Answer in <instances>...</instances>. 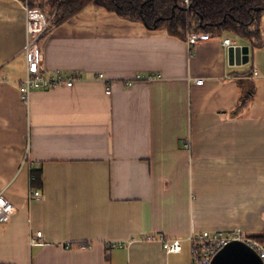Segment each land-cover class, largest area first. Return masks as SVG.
Masks as SVG:
<instances>
[{"label": "crops", "instance_id": "obj_1", "mask_svg": "<svg viewBox=\"0 0 264 264\" xmlns=\"http://www.w3.org/2000/svg\"><path fill=\"white\" fill-rule=\"evenodd\" d=\"M226 37L250 47L247 63L229 64ZM25 40V4L0 0V195L15 207L0 264H191L192 234L264 235V46L190 44L89 7L41 41L48 71L81 79L27 107Z\"/></svg>", "mask_w": 264, "mask_h": 264}, {"label": "trees", "instance_id": "obj_2", "mask_svg": "<svg viewBox=\"0 0 264 264\" xmlns=\"http://www.w3.org/2000/svg\"><path fill=\"white\" fill-rule=\"evenodd\" d=\"M20 1L29 9L45 14L46 18L53 17L49 30L93 7L115 12L132 21H141L150 29H167L170 34L184 40L193 32H205L211 36L228 33L247 41L252 48L264 46V0H191L189 10L182 6V0ZM244 83L240 100L246 105L255 96V83ZM32 177L33 185L37 176ZM251 237L264 244V235Z\"/></svg>", "mask_w": 264, "mask_h": 264}, {"label": "built area", "instance_id": "obj_3", "mask_svg": "<svg viewBox=\"0 0 264 264\" xmlns=\"http://www.w3.org/2000/svg\"><path fill=\"white\" fill-rule=\"evenodd\" d=\"M182 6L191 7V0H182ZM26 10V40L23 46V53L26 60L25 77L18 85L21 101L29 107L32 93L35 90L53 89L58 87H72L76 81L80 80V75L66 74L61 70L48 71L45 67V56L41 46V41L45 34L48 33L49 25L52 23L53 17H43L37 10L29 9L25 4ZM212 38L209 33L193 32L188 35L187 42L190 44H198L199 42L208 41ZM223 46L228 50L230 46H236L231 38H223ZM253 74L258 75L257 70ZM100 79H106L104 73L98 75ZM137 79H148L147 76L137 75L136 79L129 80L126 84L132 86ZM203 79H196L197 84H202ZM106 93L110 94L111 90L106 89ZM34 178L31 177V181ZM30 198L38 199L41 193L38 189L30 190ZM15 213V207L6 198L0 195V223H7L11 220ZM36 236H43L41 231H38ZM141 240L159 241L167 253H177L181 251V238L174 239L166 238L163 235H146L140 238ZM191 245V264H211L214 257L232 241H242L256 250L264 262V244L246 235L241 229H234L226 233H214L203 231L190 236ZM36 242L35 238L32 243ZM112 246L121 247L122 244H112ZM67 248H71L67 244Z\"/></svg>", "mask_w": 264, "mask_h": 264}, {"label": "water", "instance_id": "obj_4", "mask_svg": "<svg viewBox=\"0 0 264 264\" xmlns=\"http://www.w3.org/2000/svg\"><path fill=\"white\" fill-rule=\"evenodd\" d=\"M250 47L236 45L228 48L230 65H240L249 61ZM211 264H264L255 249L242 241H232L214 257Z\"/></svg>", "mask_w": 264, "mask_h": 264}, {"label": "rangeland", "instance_id": "obj_5", "mask_svg": "<svg viewBox=\"0 0 264 264\" xmlns=\"http://www.w3.org/2000/svg\"><path fill=\"white\" fill-rule=\"evenodd\" d=\"M48 12H49V11H48ZM42 16H43V17H46V15H45V14H42ZM47 16H48V15H47ZM258 241H259V240H258Z\"/></svg>", "mask_w": 264, "mask_h": 264}]
</instances>
